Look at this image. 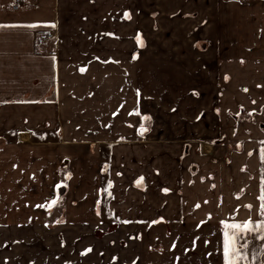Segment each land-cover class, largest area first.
<instances>
[{"label": "crops", "instance_id": "obj_1", "mask_svg": "<svg viewBox=\"0 0 264 264\" xmlns=\"http://www.w3.org/2000/svg\"><path fill=\"white\" fill-rule=\"evenodd\" d=\"M12 5L0 264H226L228 225L264 222V0ZM262 235L241 264H264Z\"/></svg>", "mask_w": 264, "mask_h": 264}, {"label": "snow or ice", "instance_id": "obj_2", "mask_svg": "<svg viewBox=\"0 0 264 264\" xmlns=\"http://www.w3.org/2000/svg\"><path fill=\"white\" fill-rule=\"evenodd\" d=\"M130 18V17H129ZM29 27H35V25H30ZM55 27V25H52ZM138 114V113H137ZM145 120L150 119V117L145 116ZM262 157H264V153H262ZM143 178H141V181ZM261 200L264 201V196L261 197ZM55 203V201H53ZM38 207H43L38 205ZM262 215H264V204H262ZM251 222L245 223L243 225L240 224H231L228 225V231L224 233V247H223V255L226 261V264H241L245 259V231H254L255 228H259L262 232H264V222L259 225H255L254 228L250 227ZM261 239H264V235L261 236ZM88 251H91L89 249ZM264 255V253H262Z\"/></svg>", "mask_w": 264, "mask_h": 264}, {"label": "built area", "instance_id": "obj_3", "mask_svg": "<svg viewBox=\"0 0 264 264\" xmlns=\"http://www.w3.org/2000/svg\"><path fill=\"white\" fill-rule=\"evenodd\" d=\"M26 0H13L12 10L18 11ZM53 36L50 34H43L37 39V47L43 49L51 40Z\"/></svg>", "mask_w": 264, "mask_h": 264}, {"label": "flooded vegetation", "instance_id": "obj_4", "mask_svg": "<svg viewBox=\"0 0 264 264\" xmlns=\"http://www.w3.org/2000/svg\"><path fill=\"white\" fill-rule=\"evenodd\" d=\"M241 114V117L238 119V120H236L235 119V116H237V115H240ZM245 115V112H244V110L243 109H241V111L238 113V114H236V115H233V119L236 121V122H239V120L243 117ZM255 114L254 113H252V116H254ZM145 124V119H143V121H142V126ZM261 129L262 130H264V124H262L261 125ZM144 130H147V129H144L143 127H142V130H141V132H143ZM225 142V143H224ZM228 141H227V139L226 138H221V139H218V140H216V141H212L211 143H208V144H210V145H212V146H229V142H228V144H226ZM236 147V146H235ZM242 147H243V145H242V143L240 142V144L238 143V147L237 148H240L238 151H241L242 150Z\"/></svg>", "mask_w": 264, "mask_h": 264}, {"label": "rangeland", "instance_id": "obj_5", "mask_svg": "<svg viewBox=\"0 0 264 264\" xmlns=\"http://www.w3.org/2000/svg\"><path fill=\"white\" fill-rule=\"evenodd\" d=\"M238 143L240 144V142H233V143H230L229 144V146H228V154H230L231 151H238L240 149V148H237L238 147ZM226 144H228V142Z\"/></svg>", "mask_w": 264, "mask_h": 264}, {"label": "water", "instance_id": "obj_6", "mask_svg": "<svg viewBox=\"0 0 264 264\" xmlns=\"http://www.w3.org/2000/svg\"><path fill=\"white\" fill-rule=\"evenodd\" d=\"M148 131H149V130L143 131V132H141V134H145V133H147ZM66 190H67V189H66L65 187H62V188L58 189V199L62 198V197L65 195Z\"/></svg>", "mask_w": 264, "mask_h": 264}, {"label": "trees", "instance_id": "obj_7", "mask_svg": "<svg viewBox=\"0 0 264 264\" xmlns=\"http://www.w3.org/2000/svg\"><path fill=\"white\" fill-rule=\"evenodd\" d=\"M241 117V114L240 115H237L235 116V119L238 120L239 118ZM225 143V142H224Z\"/></svg>", "mask_w": 264, "mask_h": 264}]
</instances>
